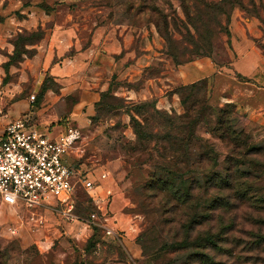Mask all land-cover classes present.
I'll list each match as a JSON object with an SVG mask.
<instances>
[{
  "label": "rangeland",
  "instance_id": "obj_1",
  "mask_svg": "<svg viewBox=\"0 0 264 264\" xmlns=\"http://www.w3.org/2000/svg\"><path fill=\"white\" fill-rule=\"evenodd\" d=\"M33 1L54 19L0 43V128L23 115L54 137L76 127L66 161L93 177L108 172L95 192L109 190L103 201L116 234L90 223L95 207L79 187L49 207L0 205V264H264V129L246 124L232 102L212 100L207 78L171 81L176 68L230 62V18L235 10L260 16L259 1ZM69 18L81 40L64 59L47 37L52 22ZM95 28L115 45L104 59L89 47ZM76 51L86 55L70 63ZM64 60L69 73H48V63ZM166 171L175 180L157 181ZM193 215L199 223L190 224Z\"/></svg>",
  "mask_w": 264,
  "mask_h": 264
},
{
  "label": "crops",
  "instance_id": "obj_2",
  "mask_svg": "<svg viewBox=\"0 0 264 264\" xmlns=\"http://www.w3.org/2000/svg\"><path fill=\"white\" fill-rule=\"evenodd\" d=\"M258 1L264 7V0ZM34 4L36 1L33 0L29 4H23L21 0H0V43L5 42L11 32H21L22 30L31 32L36 30L41 19H54L52 14L55 10H50L46 14L39 11ZM229 31V44L234 53L230 62L218 69H214L212 64L206 61L199 63L200 68L192 67V65L191 68H186L183 71L180 70L181 68H176L174 72L176 76L171 81L175 84H185L195 79L207 78L209 95L212 100L217 102L224 99L232 102L236 109L244 115L246 124L260 126L264 129V52L260 49V46L264 48V9L260 16L246 15L242 11L235 10L230 18ZM77 32L76 23L70 22V18L68 22L66 20L60 23L54 21L47 37V46L50 49L57 47L53 49V52L56 55H62L65 59L64 52L68 48H76L80 44L81 38ZM105 41L102 36H98V28H95L89 47L91 51L93 48L101 47L99 51L101 59L107 56V54L103 56L102 53H109L106 46L115 47L113 44L106 45L108 42ZM76 52L77 56L75 55L72 60L68 59L70 63L86 55L85 51ZM96 52L98 53V51ZM46 68L49 74L54 75L60 74L58 70L61 68L63 69L62 73L65 71L69 73L67 70L70 69V66L64 60V63L56 61L50 67L48 63ZM158 79L166 80L167 78L160 77ZM164 84L163 81V86H165ZM159 91L156 99L158 103H161L166 97L164 92L160 89ZM133 95L134 92L130 91L126 98L129 99ZM53 127L55 126H51L49 130L51 131ZM51 135L53 137L52 133ZM66 159H68V154Z\"/></svg>",
  "mask_w": 264,
  "mask_h": 264
},
{
  "label": "built area",
  "instance_id": "obj_3",
  "mask_svg": "<svg viewBox=\"0 0 264 264\" xmlns=\"http://www.w3.org/2000/svg\"><path fill=\"white\" fill-rule=\"evenodd\" d=\"M33 98V96H32ZM49 129V128H48ZM80 134L76 127L66 126L56 137L30 122L27 115L8 121L0 128V205L15 208H40L64 203L76 187L82 189L94 204L88 213L91 224L107 235L116 234L108 223L105 196L95 192L108 172L95 177L74 168L66 156Z\"/></svg>",
  "mask_w": 264,
  "mask_h": 264
},
{
  "label": "trees",
  "instance_id": "obj_4",
  "mask_svg": "<svg viewBox=\"0 0 264 264\" xmlns=\"http://www.w3.org/2000/svg\"><path fill=\"white\" fill-rule=\"evenodd\" d=\"M37 30H34V31H31V32H27L26 34H30V35H32L34 32H36ZM26 45H27V43H25ZM260 49L264 52V48L262 47V46H260ZM190 88H191V86H190ZM224 114H225V112L224 111H219L218 112V124H220V125H224V124H226V122H227V119L226 118H224L223 116H224ZM184 116H179L178 118L181 120V122H180V125L178 124L177 126H176V130H178V132H181V128H183V126L181 125V123H182V118H183ZM231 129V124H229L228 126L226 125V130H230ZM231 132H239V133H241L242 131L239 129V130H230ZM231 160L233 161V158H231ZM162 170H164V169H162ZM167 173L166 174H168V175H166V176H164V175H159V177H158V179H157V181H162L163 183H167V182H169V181H174L175 180V176H176V174H173V173H170L169 171H166ZM170 173V174H169ZM177 177H179V175H177ZM199 179V177H197L196 178V180H198ZM209 179V177H207V179L205 178L204 180H203V182L206 184L207 182V180ZM219 179H221V178H219ZM217 181H219V180H217ZM222 181H224L225 182V180L224 179H222ZM194 183H196V181L194 182ZM219 183H221L220 181H219ZM198 185V184H197ZM172 194L175 196V194L177 195V192H175V189L172 191ZM187 195H188V192H186L182 197H177L178 199H181L182 200V203L183 202H185V200H186V198H187ZM184 198V199H183ZM210 204V203H209ZM207 207H208V205H207ZM206 208V207H205ZM207 209V208H206ZM198 217H206L207 216V214L205 213H200L199 215H197ZM197 216H195V215H193V216H191V218H190V224H194V223H199L200 221H196V217ZM196 221V222H195ZM189 224V225H190ZM205 242H210V237L206 234V236H205Z\"/></svg>",
  "mask_w": 264,
  "mask_h": 264
}]
</instances>
